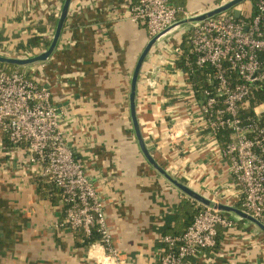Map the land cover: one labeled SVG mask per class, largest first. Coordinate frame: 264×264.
I'll return each mask as SVG.
<instances>
[{"label":"crops","instance_id":"1","mask_svg":"<svg viewBox=\"0 0 264 264\" xmlns=\"http://www.w3.org/2000/svg\"><path fill=\"white\" fill-rule=\"evenodd\" d=\"M135 2L72 0L53 55L23 68L52 94L60 129L104 204L117 258L99 242L82 245L64 223L61 200L53 203L40 189L42 168L26 146L0 139V264H161V238L185 231L180 208L193 200L148 163L132 124L131 79L150 42L147 28L131 19ZM217 2L186 0L187 15L202 14ZM64 3L0 0L3 47L15 52L35 35L52 41ZM237 8L251 14L252 0ZM54 19L55 25L49 22ZM37 26L46 30L39 33ZM187 30L180 27L157 42L143 66L137 92L141 133L172 176L214 202L238 208L244 195L229 159L200 120L192 82L176 67ZM226 216L234 226L218 229L216 247L182 264H264V232Z\"/></svg>","mask_w":264,"mask_h":264},{"label":"built area","instance_id":"2","mask_svg":"<svg viewBox=\"0 0 264 264\" xmlns=\"http://www.w3.org/2000/svg\"><path fill=\"white\" fill-rule=\"evenodd\" d=\"M252 4L251 14L240 11L243 18H236L232 10L193 24L187 33L191 52L198 56L197 67L213 71L207 74L209 87L204 100L199 101L200 120L216 138L221 130H231L223 155L229 159L230 172L244 195L242 210L264 224V125L260 123L264 103L254 106V118H241V109L257 100L256 94L264 95V0H252ZM131 14L133 22L147 28L150 40L180 22L181 14L190 18L171 0H136ZM181 53L178 50L179 56ZM39 54L35 49L16 56L0 48V56L9 58L28 59ZM23 68L0 67V129L14 146H26L41 166L42 176L59 189L65 225L88 236L97 231L99 243L116 259L104 204L60 129L52 94L29 78ZM233 226L226 214L203 207L183 235L161 238L160 263L182 264L188 257L215 248L218 229Z\"/></svg>","mask_w":264,"mask_h":264},{"label":"water","instance_id":"3","mask_svg":"<svg viewBox=\"0 0 264 264\" xmlns=\"http://www.w3.org/2000/svg\"><path fill=\"white\" fill-rule=\"evenodd\" d=\"M246 0H230L229 2H226L224 4H221L220 6H217L211 10H208L202 14H198L195 16H192L190 18L181 20L178 22L174 27L167 30L165 33L153 38L150 40L146 48L144 49L143 53L141 54L135 70L133 72V76L131 79V91H130V110H131V117H132V124L134 128V132L137 138V142L139 144V147L141 149V152L143 153L144 157L148 161V163L159 173L161 174L166 180H168L171 184H173L175 187H177L181 192H183L187 197H189L194 202H197L203 207L211 208L213 210L220 211L224 214H233L237 216L238 218L242 220L249 221L253 224H255L262 232H264V224L259 221L258 219L254 218L252 215L248 214L247 212L233 207L228 206L223 203L214 202L213 200L195 192L190 187L179 181L177 178L172 176L168 171H166L163 167H161L157 161L152 156L151 152L149 151V148L147 147V144L142 136L139 120L137 117V92H138V85H139V79L143 70V66L148 58V56L151 54V51L153 47L156 45V43L159 41V38L164 34H169L170 32L177 30L180 27H185L189 29L193 24L206 21L208 19L214 18L220 14H223L225 12H229L234 10V15L236 18L241 17V13L239 10H236V8L244 3ZM72 0H65L54 37L51 41L50 47L42 52L41 54L28 58V59H21V58H9L0 56V64L5 66H16V67H28L34 64L46 62L55 52L63 29L65 27V23L67 21L69 10L71 7Z\"/></svg>","mask_w":264,"mask_h":264},{"label":"trees","instance_id":"4","mask_svg":"<svg viewBox=\"0 0 264 264\" xmlns=\"http://www.w3.org/2000/svg\"><path fill=\"white\" fill-rule=\"evenodd\" d=\"M223 1L224 0H218L217 5L221 4ZM171 4L174 7H179L182 8L184 11H186L187 8L186 0H171ZM185 18L186 16L184 14H181L179 16V20H184ZM49 22L55 25L57 23V20L54 19V20H50ZM37 30L39 31V33H43L46 30V28L37 26ZM188 36L189 33L185 34L182 38V43L180 45L182 53L176 62V67L187 74L189 80L193 84L194 91L198 100L203 101L205 97L204 91L209 87L207 74L213 71L211 68H209L208 70H202L197 67L196 61L198 56L195 53L191 52L192 45L188 41ZM5 41H6V37H4L3 32L0 30V48L3 47ZM50 45H51V40H47L43 38V36L35 35L32 38H30L25 44H21L18 48H16L15 55L20 56L22 52L33 51L35 49L38 50V52L45 51L50 47ZM0 67L6 68L8 70H13L17 68L16 66H5L2 64H0ZM256 97L257 100L251 101L249 107L245 106L241 109L242 119L247 120L248 118H254V110H253L254 106L258 103H264L263 94L258 93L256 94ZM260 123L261 125H264V118L260 120ZM231 134L232 132L229 129L221 130L218 133L217 139L223 149L230 142ZM0 139L6 143H10L8 135L1 129H0ZM38 184L42 191H46L44 195L46 197H49L53 201V203H56L58 200H61V192L49 178L42 176L41 178H39ZM47 190H49L50 194L47 192ZM242 204L241 203L237 204V207L239 209H243ZM201 209H203V206L198 205L196 202H189L185 206H181L180 216H182V218L185 220L184 222L185 231L181 234H178V236L183 235L187 231V229L193 224L195 217L199 214ZM76 232H77L76 233L77 239L81 240L83 243L82 245L84 246L92 245L101 240V235L97 231H93L92 235L90 236L86 235L83 231H76Z\"/></svg>","mask_w":264,"mask_h":264},{"label":"rangeland","instance_id":"5","mask_svg":"<svg viewBox=\"0 0 264 264\" xmlns=\"http://www.w3.org/2000/svg\"><path fill=\"white\" fill-rule=\"evenodd\" d=\"M229 1H230V0H229ZM229 1H228V2H229ZM223 4H224V3H223ZM220 5H221V4H219V5H215L214 8L217 7V6H220ZM212 9H213V8H212ZM229 12H232V11H229Z\"/></svg>","mask_w":264,"mask_h":264}]
</instances>
